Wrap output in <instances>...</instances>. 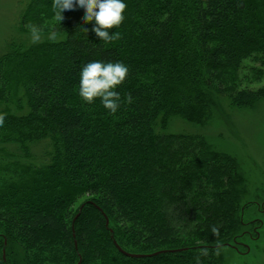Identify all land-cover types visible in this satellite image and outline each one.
I'll return each mask as SVG.
<instances>
[{
    "label": "trees",
    "instance_id": "obj_1",
    "mask_svg": "<svg viewBox=\"0 0 264 264\" xmlns=\"http://www.w3.org/2000/svg\"><path fill=\"white\" fill-rule=\"evenodd\" d=\"M123 2L110 30L120 37L105 43L83 9L59 24L52 0H28L18 28L40 25L45 39L0 49V264H196L202 250L200 264H225L222 247L244 233L238 161L172 127L204 126L220 103L264 102V85L250 87L264 79V0ZM94 60L129 67L115 114L79 96ZM43 142L51 150L39 165L30 148ZM95 205L126 252H168L122 254Z\"/></svg>",
    "mask_w": 264,
    "mask_h": 264
},
{
    "label": "rangeland",
    "instance_id": "obj_2",
    "mask_svg": "<svg viewBox=\"0 0 264 264\" xmlns=\"http://www.w3.org/2000/svg\"><path fill=\"white\" fill-rule=\"evenodd\" d=\"M27 2L0 0L1 50L14 38L32 42L31 34L22 33L18 28L21 12ZM44 36L41 35V41L45 39ZM248 71V68L241 71V77L244 78ZM251 84V88H259L264 85V79ZM172 130L202 135L215 150L238 161L246 179L242 201V220L246 226L238 241L222 247V254L225 264H264V102L253 110L233 109L226 103H220L204 126L174 119ZM6 150L21 154L13 145L7 146ZM30 150L33 156L31 162L40 165L46 163L47 152L51 149L43 142L32 144Z\"/></svg>",
    "mask_w": 264,
    "mask_h": 264
},
{
    "label": "clouds",
    "instance_id": "obj_3",
    "mask_svg": "<svg viewBox=\"0 0 264 264\" xmlns=\"http://www.w3.org/2000/svg\"><path fill=\"white\" fill-rule=\"evenodd\" d=\"M77 7L85 11L84 23L95 21L92 29L105 43H110L119 39L118 32L111 33L113 27H119L124 21L122 13L127 5L123 0H52V9L55 20L60 24L64 20L62 13L65 10H75ZM31 34L33 43L41 41L43 28L34 23L26 24ZM85 32L88 29L84 28ZM49 38L55 40L57 32L50 31ZM129 74V67L122 62L94 60L86 63L79 74V96L88 104L100 99L103 107L115 114L120 107L121 97L117 87L120 86ZM131 94L126 97L127 103H132ZM5 115L0 113V126H3ZM214 234L218 233L216 228H212ZM200 255H207L206 250H202ZM200 255L196 257V264H200Z\"/></svg>",
    "mask_w": 264,
    "mask_h": 264
},
{
    "label": "water",
    "instance_id": "obj_4",
    "mask_svg": "<svg viewBox=\"0 0 264 264\" xmlns=\"http://www.w3.org/2000/svg\"><path fill=\"white\" fill-rule=\"evenodd\" d=\"M85 204H83L80 208V212L76 215L75 219H77L80 214H81V211L83 209ZM96 208L104 215L105 219H106V227L110 230V233L112 235V238L114 240V244L115 246L117 247V249L124 255L128 256V257H131V258H144V257H152V256H156V255H159L161 253H166L168 251H160V252H156L154 254H151V255H143V254H132V253H129V252H126L125 250H123L120 245L117 243V241L114 239V232L111 228H109V218L107 217V215L104 213V211L102 210L101 207H99L98 205H95ZM228 246H230V244H227ZM215 247H218V246H215ZM182 251V249H178V250H171L170 252H180ZM4 258L6 259V255H5V251H4Z\"/></svg>",
    "mask_w": 264,
    "mask_h": 264
}]
</instances>
